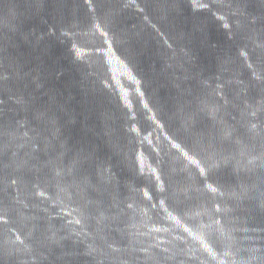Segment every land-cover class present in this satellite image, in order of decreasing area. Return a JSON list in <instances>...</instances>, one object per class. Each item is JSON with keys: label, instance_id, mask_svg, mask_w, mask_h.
Masks as SVG:
<instances>
[{"label": "snow or ice", "instance_id": "1", "mask_svg": "<svg viewBox=\"0 0 264 264\" xmlns=\"http://www.w3.org/2000/svg\"><path fill=\"white\" fill-rule=\"evenodd\" d=\"M200 7H206V5H199ZM255 113H253L254 115ZM253 127H255V125H253ZM212 191H215V189H212Z\"/></svg>", "mask_w": 264, "mask_h": 264}]
</instances>
